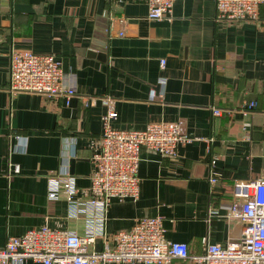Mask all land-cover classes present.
I'll list each match as a JSON object with an SVG mask.
<instances>
[{
    "label": "crops",
    "instance_id": "crops-1",
    "mask_svg": "<svg viewBox=\"0 0 264 264\" xmlns=\"http://www.w3.org/2000/svg\"><path fill=\"white\" fill-rule=\"evenodd\" d=\"M20 49L56 55L76 95L10 94L9 55ZM109 101L115 128L178 121L193 140L174 158L141 149L140 195L111 201L105 236L160 216L165 237L190 255L236 240L233 181L264 176V4L256 19L232 22L216 18L215 0H176L156 20L145 0H0V247L44 224L85 233L64 197L48 198L47 175L64 168L87 192ZM248 101L255 107L245 113ZM105 242L96 235L90 249Z\"/></svg>",
    "mask_w": 264,
    "mask_h": 264
},
{
    "label": "built area",
    "instance_id": "built-area-1",
    "mask_svg": "<svg viewBox=\"0 0 264 264\" xmlns=\"http://www.w3.org/2000/svg\"><path fill=\"white\" fill-rule=\"evenodd\" d=\"M175 1L145 0L147 18L169 17ZM215 4L216 18L240 22L256 19L264 0H215ZM120 22L124 24V20ZM9 56L10 94L26 92L66 99L76 95L74 74L63 70L56 55L20 49L11 51ZM164 65L165 60L161 59V68ZM107 104L101 117L99 144L91 156L87 192L79 194L75 175L64 168L47 175L48 198L64 197L71 216L86 221L85 233L44 224L9 236L0 247V264H24L28 259L41 264H104L110 260L161 264L172 259L197 264H264V176L233 181L230 216L242 224L240 235L225 246L207 244L200 256L190 255L185 242L168 240L160 216L140 217L131 228L105 236V214L111 201H134L140 195L141 149L174 158L180 145L193 140L182 132L178 121L150 123L144 129L115 128L112 120L117 113L110 101ZM254 107L255 102L248 101L242 108L248 113ZM212 113L219 116L221 110L212 107ZM13 172H19L17 165ZM96 235L106 241L100 252L90 249Z\"/></svg>",
    "mask_w": 264,
    "mask_h": 264
}]
</instances>
